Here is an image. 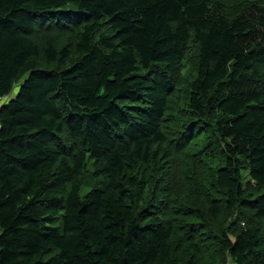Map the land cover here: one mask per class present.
Wrapping results in <instances>:
<instances>
[{
  "label": "trees",
  "instance_id": "1",
  "mask_svg": "<svg viewBox=\"0 0 264 264\" xmlns=\"http://www.w3.org/2000/svg\"><path fill=\"white\" fill-rule=\"evenodd\" d=\"M5 98L0 264H264V0H0Z\"/></svg>",
  "mask_w": 264,
  "mask_h": 264
},
{
  "label": "rangeland",
  "instance_id": "2",
  "mask_svg": "<svg viewBox=\"0 0 264 264\" xmlns=\"http://www.w3.org/2000/svg\"><path fill=\"white\" fill-rule=\"evenodd\" d=\"M54 39L56 42L60 43L62 41H66V39H59L57 37H50ZM37 62L40 66H42L44 69H50L52 66L50 64H47L43 57L37 58ZM70 64H68L66 67H69ZM19 90V85L13 89V91L10 94V98L15 97ZM88 166L86 172L83 174V187L81 188V196H85L86 194L90 193L93 190H100L103 187V176H95V169L90 167V160L88 161Z\"/></svg>",
  "mask_w": 264,
  "mask_h": 264
},
{
  "label": "crops",
  "instance_id": "3",
  "mask_svg": "<svg viewBox=\"0 0 264 264\" xmlns=\"http://www.w3.org/2000/svg\"><path fill=\"white\" fill-rule=\"evenodd\" d=\"M6 99H7V98L2 99V100L0 101V105H1L2 103L6 102Z\"/></svg>",
  "mask_w": 264,
  "mask_h": 264
}]
</instances>
